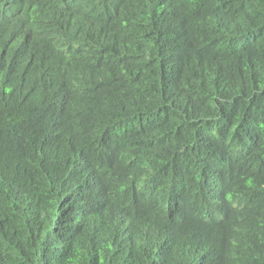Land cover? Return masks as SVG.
Wrapping results in <instances>:
<instances>
[{"label":"trees","instance_id":"16d2710c","mask_svg":"<svg viewBox=\"0 0 264 264\" xmlns=\"http://www.w3.org/2000/svg\"><path fill=\"white\" fill-rule=\"evenodd\" d=\"M0 264H264V0H0Z\"/></svg>","mask_w":264,"mask_h":264}]
</instances>
